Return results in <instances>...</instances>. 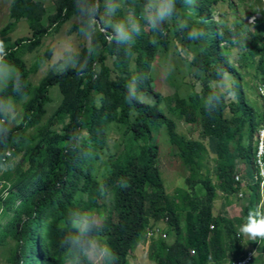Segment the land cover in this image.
<instances>
[{"label":"trees","instance_id":"trees-1","mask_svg":"<svg viewBox=\"0 0 264 264\" xmlns=\"http://www.w3.org/2000/svg\"><path fill=\"white\" fill-rule=\"evenodd\" d=\"M210 1L198 0L199 13L193 18L194 22L203 21L200 26L207 37L193 42L186 31H181L182 40L191 52V68L204 75L203 91L187 99L155 96V104L130 106L124 100L128 83L138 78L137 88L148 93L142 83L145 69L154 58L157 47L154 41L164 35L149 31L150 37L144 31L146 23L142 22L143 31L136 38L132 54L126 55L123 47L106 42L98 33L99 51L77 57L88 65L84 74L77 75L75 68H69L62 75L45 77L34 87L30 81L33 70H28L24 61L25 49L37 46L47 30L39 26L38 19L30 18L33 0H15L13 18L29 20L33 35L32 39L6 46V59L23 73L29 102L24 107L22 124L8 131L7 146L0 144V152L11 148L24 151L29 168L19 171L15 179L9 175L2 178L11 184V188L0 191V217L12 215L4 227L0 226V257L5 258V264L74 261L61 246V241L71 232L66 221L73 211L98 214L102 239L111 244L118 256L117 264H130L129 256L145 240L147 230L160 223L167 225L168 233L174 234L175 239L171 244L163 238L153 240L149 258L157 264H225L226 261L233 264L246 254L248 245L257 246L260 253L264 251V238L245 239L240 231L249 213L258 210L261 200L259 181L254 179L255 166L251 160L254 147L250 140L264 118L263 102L258 122L254 123L252 108L244 100L241 76L229 65L226 53L232 47V40L238 37L230 31L233 27L224 29L212 23ZM217 1L226 0H212ZM140 7L137 5V12ZM63 10L78 14L74 0H64L56 21L63 19ZM234 27L237 32L246 33V47L240 50L250 65L251 62L258 65L264 81V24L258 23L255 30L247 24ZM218 29L223 31V37L217 36ZM109 59L115 61L113 69L107 64ZM93 65L98 75L93 73ZM221 69L231 74L235 95L209 115L202 105L217 90ZM53 87L59 88L63 99L47 124H62L61 133L40 125ZM3 97H16L15 103L23 101L11 86L0 92V98ZM163 104L170 115L189 125L199 124L201 138L189 140L180 135L177 123L162 109ZM112 122L126 128L131 140L121 154L110 160L111 172L102 189L92 167L105 149L100 132ZM32 128H37V134L26 138ZM162 129L188 168L187 189L176 196L167 194L157 169L159 153L155 134ZM206 151L214 157L218 182L214 186L200 175L202 154ZM237 160L245 164L244 187L234 178ZM217 190L225 199L237 196L242 190L247 205L241 217L228 220L213 215ZM108 193L114 199L110 210L101 203ZM182 212L186 217L184 230L180 225ZM250 264H264V256L254 257Z\"/></svg>","mask_w":264,"mask_h":264},{"label":"rangeland","instance_id":"rangeland-1","mask_svg":"<svg viewBox=\"0 0 264 264\" xmlns=\"http://www.w3.org/2000/svg\"><path fill=\"white\" fill-rule=\"evenodd\" d=\"M14 2L15 0H0V41H2L5 46H12L18 41L32 39L33 35L29 20L24 18L15 20V18H13L12 7ZM210 2L209 7L212 23L216 26L218 24L213 20L214 16L219 17V19L223 21V25L220 26L224 29L232 28L235 25L243 26L247 24L252 30H255L258 23L264 24V0H226L224 2L217 1L216 3H213L211 0ZM142 4L143 0H123L120 12L123 15H127L133 9L136 10L137 5ZM62 5H64V0H33L30 18L34 17L38 19L39 26L47 30V35L41 39L37 46L25 49L24 61L27 69L33 70L30 73V81L34 87H37L45 77L57 73L58 64L62 63L63 58L69 54L65 51L64 46L70 47L72 50L71 55L75 57L88 53L90 44L78 31L81 17L78 14L72 12L68 13L63 10V19L60 21L55 20ZM196 6H198V0ZM254 10H259V14L253 13ZM198 13V10H196L194 16ZM253 16H256L255 23L249 24V20ZM144 31L149 34L150 30L147 25L144 26ZM150 37L152 36L150 35ZM182 38V32L177 29L173 21L168 24V31L165 32L164 36L154 41L157 43L154 58L145 69L142 81L148 91L146 94L150 98L148 103L155 104V100H157L155 96H161L164 97V99L179 96L182 99H187L191 94L201 93L203 91L204 75L198 74L191 68L189 63L191 60V52L189 48L185 46ZM243 52L244 51L232 46L226 53L229 65L233 66L241 76V87L244 100L247 105L252 108L255 116V123L258 122L259 113L262 112V102L258 90L263 82V76L258 69V65L253 64V62H251L252 65H250L249 59L246 58ZM107 64L113 69L115 66L114 59H109ZM50 98L51 101L46 105V112L40 123L42 126H49L47 124L49 119L54 116L56 110L62 103L63 97L58 87H53L50 90ZM28 102L29 99H25L15 103L17 120L7 122L9 130L16 129L22 124L24 107ZM162 109L170 115L169 109L165 104L162 105ZM170 116L177 123L180 135L189 140H199L201 138V126L199 124L189 125L175 115L171 114ZM62 126V124H59L49 126V128L52 131L61 133ZM257 129L258 128H255L254 134ZM36 134L37 128H32L26 133L25 137L31 138V136ZM254 134L250 140L252 147H254ZM100 136L103 137L105 149L99 159L94 162L92 171L100 186L104 189L103 182L109 175V172H111L110 160L121 154L127 148V145L130 144L131 139L128 133H126V128L115 122L108 124L104 131L101 130ZM155 137L159 153L157 169L167 194L176 196L179 191L187 189L186 183H188L187 179L189 176L188 168L180 159L178 151L170 145L165 129L157 132ZM253 151H255V147ZM5 153H10L15 156L16 166L14 170L0 174V191L11 188L10 183L2 180L4 175H9L15 179L19 171H26L29 168V163L24 157V151L17 152L14 148H11L6 149ZM213 158L214 157L207 151L202 154V169L200 175L203 179H208L211 185L214 186L217 185L218 182L215 176ZM235 166V175L239 176V182L242 184V187H244L246 185L243 179L245 175V164L242 160H237ZM238 194L237 196L234 194V196L225 199L217 190L213 200V215L228 220L241 217L243 208L247 205V201L245 200V196L239 197ZM4 195H6L5 192ZM260 198L258 210L261 214H264V192L261 194L260 191ZM101 203L106 206V210H110L114 203L112 194L108 193L104 196L101 199ZM95 214L99 219L98 214ZM11 217V214L0 217V226L4 227L10 221ZM185 224V212H182L180 214V225L183 230L185 229ZM154 229H158L160 234H146L145 240L130 254V264H157L149 258V250L153 240L163 238L169 244L174 241L175 235L168 233L166 224L160 223L155 226L152 225V228L149 230L153 231ZM243 237H245V239L251 238L245 234H243ZM252 249L256 250L253 252V259L258 255L264 256V251L260 253L257 246L249 247L248 245V251ZM38 263L44 264L42 261ZM0 264H5V258L2 257V255L0 257ZM67 264H75V261H69ZM225 264H229V261H226Z\"/></svg>","mask_w":264,"mask_h":264},{"label":"clouds","instance_id":"clouds-1","mask_svg":"<svg viewBox=\"0 0 264 264\" xmlns=\"http://www.w3.org/2000/svg\"><path fill=\"white\" fill-rule=\"evenodd\" d=\"M74 3L81 17L78 31L90 44L89 55L97 53L101 47L96 41L98 33L103 35L106 42L123 47L126 55L132 54L136 38L143 31L142 22L146 23L150 31L160 35H164L166 26L174 21L178 30L186 31L190 41L199 42L207 37V32L200 26L203 21L194 22L193 19L197 10V0H179V4L178 0H143L139 12L133 9L127 15L120 12L123 0H74ZM213 20L218 25H223L219 17L214 16ZM255 20L256 16H253L249 24H254ZM230 31L238 37L232 40L231 45L237 49H244L246 33L243 30L237 32L234 26ZM217 36L223 37L221 29H218ZM64 47L69 54L63 58L62 63L58 64L57 74L62 75L73 67L77 75L84 74L88 70V65L79 62L77 57L71 55L70 47ZM6 57V46L0 41V92L11 86L12 91L18 94L21 100H27L28 92L23 83V73L15 65L8 63ZM92 71L96 75L99 74L95 65ZM218 75L220 79L216 83L217 90L212 91L202 105L209 115L215 113L225 100L235 95L231 74L221 69ZM137 83L138 78L129 81L124 94V100L130 106L148 103L150 99L146 93L137 88ZM15 101L16 97L0 98V144L5 146L8 143L7 122L17 120ZM15 166L13 154L0 152V174L14 170ZM66 223L71 232L61 241V246L65 248L66 253L72 255L75 264H117L118 256L111 244L102 239L103 230L96 214L73 211ZM240 231L253 239L264 238V214L259 210L251 211L247 223L241 226ZM65 259L67 260V257Z\"/></svg>","mask_w":264,"mask_h":264},{"label":"built area","instance_id":"built-area-1","mask_svg":"<svg viewBox=\"0 0 264 264\" xmlns=\"http://www.w3.org/2000/svg\"><path fill=\"white\" fill-rule=\"evenodd\" d=\"M258 94L263 102V115H264V81L260 85V88L258 90ZM253 146L255 147V151L252 157V162L254 163V179L256 181H259V187L261 194L264 192V118L261 122V124L258 126V129L256 130V133L254 134L253 138ZM235 181H239V176L235 175ZM239 197L242 196V190L238 192ZM160 234V231L158 229L147 230V235H155ZM255 249V248H254ZM249 250L246 252V254L238 259L233 264H250L253 260V252L256 250Z\"/></svg>","mask_w":264,"mask_h":264},{"label":"snow or ice","instance_id":"snow-or-ice-1","mask_svg":"<svg viewBox=\"0 0 264 264\" xmlns=\"http://www.w3.org/2000/svg\"><path fill=\"white\" fill-rule=\"evenodd\" d=\"M253 230H258V229H253Z\"/></svg>","mask_w":264,"mask_h":264}]
</instances>
